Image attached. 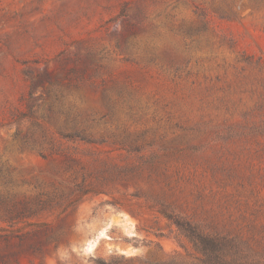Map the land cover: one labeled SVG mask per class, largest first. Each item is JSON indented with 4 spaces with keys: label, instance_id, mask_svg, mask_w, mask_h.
<instances>
[{
    "label": "rangeland",
    "instance_id": "obj_1",
    "mask_svg": "<svg viewBox=\"0 0 264 264\" xmlns=\"http://www.w3.org/2000/svg\"><path fill=\"white\" fill-rule=\"evenodd\" d=\"M163 210L264 264V0H0V264H203Z\"/></svg>",
    "mask_w": 264,
    "mask_h": 264
},
{
    "label": "trees",
    "instance_id": "obj_2",
    "mask_svg": "<svg viewBox=\"0 0 264 264\" xmlns=\"http://www.w3.org/2000/svg\"><path fill=\"white\" fill-rule=\"evenodd\" d=\"M78 135V134H77ZM175 226L185 234L203 254V264H248V259L240 251L233 239L218 234L204 233L194 223L177 215L162 211ZM99 264H112L104 260Z\"/></svg>",
    "mask_w": 264,
    "mask_h": 264
}]
</instances>
